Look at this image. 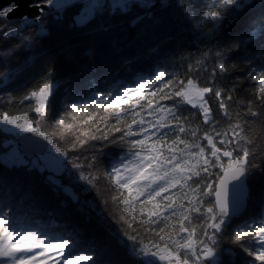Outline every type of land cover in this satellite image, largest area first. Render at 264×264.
<instances>
[{"label": "snow or ice", "instance_id": "snow-or-ice-1", "mask_svg": "<svg viewBox=\"0 0 264 264\" xmlns=\"http://www.w3.org/2000/svg\"><path fill=\"white\" fill-rule=\"evenodd\" d=\"M20 7L11 0L0 9V42L7 44L0 84L10 100L27 88L17 82L21 65L39 82L20 97L26 110H0L3 131L16 139L0 163V264H264V211L245 216L256 183L264 207V140L253 135L258 121L264 135V0H212L202 8L184 0H28V12L10 15ZM125 25L136 30L129 46L113 35ZM66 29L89 30L91 63L80 62L73 45L52 42ZM173 42L196 44L195 70L189 63L183 76L168 71ZM145 51L154 63L143 75L91 94L73 90L98 65L134 66ZM20 52L28 55L13 66ZM61 57L75 67L58 77ZM245 82L254 90L246 104L236 99ZM106 145L121 150L107 164L98 159ZM101 166L117 193L120 215L112 220L119 227L94 205L86 212L75 195L73 207L60 202L69 218L63 225L53 229L37 218L47 198L38 184L67 192L59 175L92 190ZM21 169L29 175H12ZM73 214L82 219L73 222Z\"/></svg>", "mask_w": 264, "mask_h": 264}, {"label": "trees", "instance_id": "trees-1", "mask_svg": "<svg viewBox=\"0 0 264 264\" xmlns=\"http://www.w3.org/2000/svg\"><path fill=\"white\" fill-rule=\"evenodd\" d=\"M212 0H184L185 4L195 3L197 8H202L205 3H211ZM250 2L255 3L257 6L259 4V0H250ZM80 5H76L75 7L69 8L65 12V25H67L68 17L71 13L75 12ZM247 23V17H243L236 22L235 28L236 31H239L244 28ZM206 30V29H204ZM135 29L127 28V26H123L118 29L113 35H115L120 44L122 46H129V42L135 36ZM52 42L57 46V48L64 47L65 44H71L76 48L77 58L80 62H89V58L85 55V52L89 46H91L95 41L94 37L91 35L88 29L82 30L80 33H73L70 29H66L61 37H57L55 34L51 38ZM7 47V44L4 42H0V49ZM203 48V45L200 46ZM104 48H110V41H104ZM169 50L176 49L172 61L169 62L168 71L169 72H177L179 75L183 76L187 74V65L189 63L192 64L193 69H196L195 60L199 58V53L196 50V44L193 43L191 46H185L183 48H177V45L173 43H169L167 45ZM135 51V49H133ZM191 53L192 57L189 58L188 54ZM27 53L20 52L16 56V58L12 61L13 66H15L18 62L23 61L27 57ZM181 57L184 58V63L181 64ZM31 63V60L28 61ZM154 63V60L150 55L145 51L140 60L134 66H126L121 67L118 63H111L108 65H98V70L89 74L86 77L73 81L72 87L75 92L80 94H91L95 88L99 89H110L118 86L121 83H126L128 80L133 79V72L136 73V76L139 77L143 75V72L140 70H147V68ZM173 63L175 67H173ZM75 67V63L67 58L61 57V60L58 64L59 71L57 73L58 77H63L67 75L69 71H71ZM2 70V69H0ZM18 74L17 82L24 83L27 82V88L22 89L20 91H16L13 93V98L10 100L6 95H3L4 91L8 89H4L3 85L0 84V110H8L11 112H15L18 110H26L27 102H24L23 106L20 104V97L26 93V91L33 88V86L39 82V76L35 73L27 72L23 70V65L21 68L16 69ZM134 87L135 85H130ZM13 87V85L9 86V89ZM67 85H62L60 90L56 93L55 101H54V110L59 109L61 100L64 97V89ZM253 89L248 87L247 82L244 84V90L236 95V99L241 101L242 103H247L248 99L252 98ZM41 127L45 131H49L53 133V129L51 128L50 122H45L41 125ZM261 125L260 122H256V125L253 129V135L257 139V141L264 140V135L261 134ZM11 134H7L3 131V126L0 125V163L4 161L1 158L3 152L8 150L10 147H6V145L11 146L8 143L9 138H11ZM16 139H13L15 141ZM66 142H69V138L66 137ZM101 155L98 159L104 161L107 164L109 161L117 158L121 154V150L116 145H106L103 149L100 150ZM96 172V187L92 190H88V186L85 185L83 190L79 184H71L67 181L66 176L61 177L59 175H55L54 179L60 180L65 188L68 189L65 192L63 189L59 192V194H53L48 192L47 185L38 184L40 190L47 193V198L42 200L38 204V211L40 215L37 217L41 220L42 223L48 225L50 228H57L58 226L63 225L69 218L62 213L60 208V202L63 201L69 207H73L72 196H77L81 205L85 207L86 212L90 211L89 206L94 205L96 211H103L105 216H107L110 222L113 223L114 227H119L116 221L112 220V217H119V209L114 201H112V196L116 195L114 187L111 185L109 181L104 177L103 171L104 167L94 169ZM12 175H20L22 177L28 176V173H25L23 169H21L18 173H12ZM33 177L38 176V171H34L30 174ZM49 172L45 171L44 176H48ZM3 195V193H0ZM17 199L22 197L23 193L14 192L12 193ZM261 196L262 191L261 187L258 183L252 186V198L249 201V207L245 212V216L248 214H258L261 211H264V207L261 204ZM87 201V204L84 202ZM76 219H82L73 214L72 220L73 222Z\"/></svg>", "mask_w": 264, "mask_h": 264}, {"label": "water", "instance_id": "water-1", "mask_svg": "<svg viewBox=\"0 0 264 264\" xmlns=\"http://www.w3.org/2000/svg\"><path fill=\"white\" fill-rule=\"evenodd\" d=\"M10 2L11 0H0V9L6 7ZM16 2L19 3L21 7L17 9L15 12L11 13L10 15L19 16L21 13L29 11L27 7L28 0H16Z\"/></svg>", "mask_w": 264, "mask_h": 264}, {"label": "rangeland", "instance_id": "rangeland-1", "mask_svg": "<svg viewBox=\"0 0 264 264\" xmlns=\"http://www.w3.org/2000/svg\"><path fill=\"white\" fill-rule=\"evenodd\" d=\"M13 139H15L13 136L11 138H9L8 143H10L11 146H10V148L8 150H6L5 152H3L2 155H1V158H2L3 161H5V159L8 158V156L11 153L12 149L16 147V142L13 141ZM37 163H44V162L37 161Z\"/></svg>", "mask_w": 264, "mask_h": 264}]
</instances>
